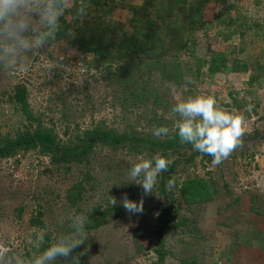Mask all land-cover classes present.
<instances>
[{
    "label": "rangeland",
    "instance_id": "1",
    "mask_svg": "<svg viewBox=\"0 0 264 264\" xmlns=\"http://www.w3.org/2000/svg\"><path fill=\"white\" fill-rule=\"evenodd\" d=\"M61 1L0 0V140L29 125L17 85L31 127L65 143L95 127L163 139L211 126L223 139L193 160L190 149L100 143L80 162L38 149L0 157V264H264V0ZM148 16L155 50L108 64L59 30L96 19L115 41L150 31ZM174 159L165 197L158 175ZM193 178L208 197L186 200L180 183ZM73 185L82 195L71 201ZM168 203L177 216L158 233Z\"/></svg>",
    "mask_w": 264,
    "mask_h": 264
},
{
    "label": "trees",
    "instance_id": "2",
    "mask_svg": "<svg viewBox=\"0 0 264 264\" xmlns=\"http://www.w3.org/2000/svg\"><path fill=\"white\" fill-rule=\"evenodd\" d=\"M54 3L61 5V0H54ZM200 10V8H199ZM201 13V11H199ZM150 24L147 30H142L140 35L134 36L132 34L122 33L118 40H113L108 34L101 32L109 29V24L105 21H96V19L85 20L81 24L74 25L73 22H68L65 19L60 20L59 30L65 35L70 46L76 47L81 52H92L94 62L97 65L108 64L115 60L123 58L132 59L136 55L147 54L153 52L157 43L160 41L159 31L156 27H160L158 23L152 21L148 16L142 24ZM200 20H198V25ZM210 62H214L211 60ZM220 66H225L223 58L220 60ZM246 65H239L237 61L233 64V70H245ZM211 69L214 67L211 66ZM209 67V68H210ZM222 68V67H216ZM18 109L24 115L25 119L29 121L25 130L18 131L13 138L5 137L0 140V157H8L14 155L18 151H27L29 149H38L42 154H48L52 162H72L87 160L92 148L98 143L108 146L125 145L132 151H140L141 149L147 151H174L179 152L181 149L192 150L189 154L190 160L196 156L209 157L211 149L215 142L222 140L223 137L211 126H200L199 131H191L184 128H178L175 132L167 137L160 139L149 134H137L128 132H115L113 130L95 127L91 130L84 131L81 136H77L75 142H62L57 134L52 129L41 126V123L34 128L32 124L38 121L29 106L26 89L22 85H17L15 92L11 95ZM181 160H168L161 165L159 171L158 189L162 196H168V190L171 192V186L168 187L167 181H173L172 174L177 170L178 164ZM88 177V176H85ZM174 185L178 184L174 181ZM173 184V183H172ZM182 190L187 201L193 202L209 196L210 189L206 183L199 178L183 180ZM82 188V187H80ZM73 185L69 190V199L74 201V198H80L82 190ZM176 210L172 211L169 203L159 212L158 222L161 233L169 224L170 220L176 219ZM96 219V225L99 223ZM34 222V220H33ZM40 224L39 220L35 221Z\"/></svg>",
    "mask_w": 264,
    "mask_h": 264
},
{
    "label": "crops",
    "instance_id": "3",
    "mask_svg": "<svg viewBox=\"0 0 264 264\" xmlns=\"http://www.w3.org/2000/svg\"><path fill=\"white\" fill-rule=\"evenodd\" d=\"M261 257V256H260ZM263 263H264V258H263V261H262Z\"/></svg>",
    "mask_w": 264,
    "mask_h": 264
}]
</instances>
